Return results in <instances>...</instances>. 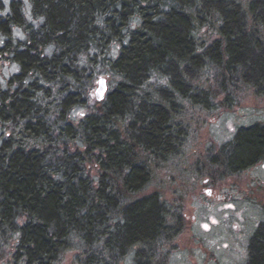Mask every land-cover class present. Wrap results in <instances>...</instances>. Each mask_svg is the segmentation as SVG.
Masks as SVG:
<instances>
[{"label": "trees", "instance_id": "trees-1", "mask_svg": "<svg viewBox=\"0 0 264 264\" xmlns=\"http://www.w3.org/2000/svg\"><path fill=\"white\" fill-rule=\"evenodd\" d=\"M0 10V65L17 67L0 81V260L59 264L73 252L76 264H120L134 251L133 264H165L181 209L148 189L181 152L186 104L209 110L264 88V0H0ZM231 146L229 168L257 163L264 128ZM249 250V264H264V225Z\"/></svg>", "mask_w": 264, "mask_h": 264}, {"label": "rangeland", "instance_id": "rangeland-1", "mask_svg": "<svg viewBox=\"0 0 264 264\" xmlns=\"http://www.w3.org/2000/svg\"><path fill=\"white\" fill-rule=\"evenodd\" d=\"M14 33L22 37L19 30ZM4 40L0 32V45ZM113 50L116 54L117 47ZM16 72V66L0 65V81ZM236 94L233 102L222 106L218 99L209 110L185 105L179 117L181 152L157 171L148 189H161L163 200L181 209L180 224L163 249L165 264H249L251 241L264 225V158L233 169L228 155L241 130L264 128V88ZM73 254L59 264H76ZM11 255L0 264H13ZM135 255L129 252L120 264H133Z\"/></svg>", "mask_w": 264, "mask_h": 264}, {"label": "water", "instance_id": "water-1", "mask_svg": "<svg viewBox=\"0 0 264 264\" xmlns=\"http://www.w3.org/2000/svg\"><path fill=\"white\" fill-rule=\"evenodd\" d=\"M107 92V82L105 78H100L98 80V87L95 91V97L97 101H100L105 98Z\"/></svg>", "mask_w": 264, "mask_h": 264}, {"label": "snow or ice", "instance_id": "snow-or-ice-1", "mask_svg": "<svg viewBox=\"0 0 264 264\" xmlns=\"http://www.w3.org/2000/svg\"><path fill=\"white\" fill-rule=\"evenodd\" d=\"M81 115H82V113H81Z\"/></svg>", "mask_w": 264, "mask_h": 264}]
</instances>
